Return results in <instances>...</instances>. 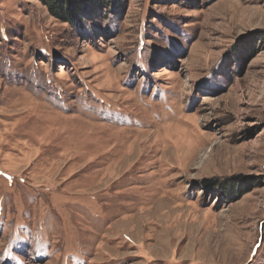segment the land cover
I'll return each instance as SVG.
<instances>
[{"label": "rangeland", "instance_id": "1", "mask_svg": "<svg viewBox=\"0 0 264 264\" xmlns=\"http://www.w3.org/2000/svg\"><path fill=\"white\" fill-rule=\"evenodd\" d=\"M0 264H264V0H0Z\"/></svg>", "mask_w": 264, "mask_h": 264}, {"label": "trees", "instance_id": "2", "mask_svg": "<svg viewBox=\"0 0 264 264\" xmlns=\"http://www.w3.org/2000/svg\"><path fill=\"white\" fill-rule=\"evenodd\" d=\"M57 4L59 5V7L62 6L61 3H58V2H57ZM75 13H76V12H74L73 15H74ZM73 15H72V16H73ZM72 16H71V17H72ZM64 17H67V16H64Z\"/></svg>", "mask_w": 264, "mask_h": 264}]
</instances>
